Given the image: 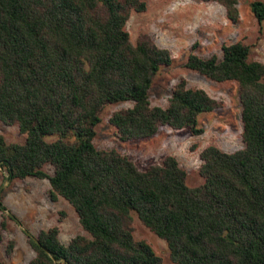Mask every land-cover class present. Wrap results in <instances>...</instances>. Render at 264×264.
Here are the masks:
<instances>
[{
    "label": "trees",
    "instance_id": "1",
    "mask_svg": "<svg viewBox=\"0 0 264 264\" xmlns=\"http://www.w3.org/2000/svg\"><path fill=\"white\" fill-rule=\"evenodd\" d=\"M196 1L217 2L237 21L236 0ZM145 7L144 0H0V122L24 135L18 143L0 134V167L7 181L45 178L48 199L66 200L87 234L64 244L57 225L34 238L23 229L34 252L27 264H161L148 243L133 238L131 213L165 242L174 264H264V63L248 58L245 43H222L220 57L189 52L183 64L214 81H235L240 104L242 146H204L199 185H186L173 155L139 169L93 144L109 103L131 102L107 118L120 141L150 137L161 126L197 135L198 115L219 106L183 79L165 106L150 104L152 79L172 57L146 33L130 42L124 24ZM248 7L257 22L264 19V2ZM0 210L14 219L1 200Z\"/></svg>",
    "mask_w": 264,
    "mask_h": 264
},
{
    "label": "rangeland",
    "instance_id": "2",
    "mask_svg": "<svg viewBox=\"0 0 264 264\" xmlns=\"http://www.w3.org/2000/svg\"><path fill=\"white\" fill-rule=\"evenodd\" d=\"M144 1L145 10L131 11L124 24L129 40L134 43L138 34L146 33L156 45L168 49L172 57L171 63L160 66L152 79L148 90L150 104L165 106L173 85L183 79L188 87L204 89L219 102V106L198 115L197 125L201 132L197 135H190L185 129L161 126L150 137L120 141L107 118L113 110L130 106L131 102L109 103L99 114L92 141L96 148H112L126 155L139 169L159 163L166 154L173 155L185 171L186 185L194 187L202 182L198 168L201 162L199 152L204 146L212 144L224 151L242 146L240 104L235 81H214L186 68L183 65L186 56L193 52L201 57L211 54L220 57L222 43L241 41L248 46L249 59L264 63V19L257 22L248 7L251 0H236L238 18L233 23L226 19L223 7L214 1ZM0 134L6 142L21 143L24 138L16 125L2 122ZM50 139L53 136H46V140ZM42 169L47 174L52 172L48 164H44ZM5 175L4 168L0 167V200L18 222L9 218L6 210H0V220L3 218L5 222V227L0 228V264H27L34 255L23 229L34 236L39 229L57 225L58 238L64 244L75 234L87 236L66 200L62 197L56 201L48 199L45 178L26 176L7 181ZM131 217L133 238L148 243L160 257L161 264H174L168 257L165 242L143 226L134 213ZM9 240L13 245L11 253L6 255L5 247ZM57 264L63 263L59 261Z\"/></svg>",
    "mask_w": 264,
    "mask_h": 264
},
{
    "label": "water",
    "instance_id": "3",
    "mask_svg": "<svg viewBox=\"0 0 264 264\" xmlns=\"http://www.w3.org/2000/svg\"><path fill=\"white\" fill-rule=\"evenodd\" d=\"M0 187H1V186H0ZM9 216H10V217H13V218H14L13 220L17 221L16 217H14V215H12V213H9ZM17 222H18V221H17ZM31 237L34 238L33 235H31Z\"/></svg>",
    "mask_w": 264,
    "mask_h": 264
},
{
    "label": "crops",
    "instance_id": "4",
    "mask_svg": "<svg viewBox=\"0 0 264 264\" xmlns=\"http://www.w3.org/2000/svg\"><path fill=\"white\" fill-rule=\"evenodd\" d=\"M57 199H58V197H57Z\"/></svg>",
    "mask_w": 264,
    "mask_h": 264
}]
</instances>
